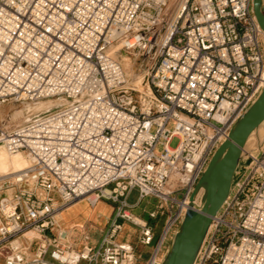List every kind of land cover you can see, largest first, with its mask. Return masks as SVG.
Returning a JSON list of instances; mask_svg holds the SVG:
<instances>
[{
	"label": "built area",
	"instance_id": "obj_1",
	"mask_svg": "<svg viewBox=\"0 0 264 264\" xmlns=\"http://www.w3.org/2000/svg\"><path fill=\"white\" fill-rule=\"evenodd\" d=\"M252 1L0 0V107L25 114L0 118V145L26 160L0 173L2 264H136L125 225L151 246L144 264H160L209 158L264 86ZM47 100L59 103L29 106ZM246 160L194 264H264V141ZM132 192L163 217L154 244ZM81 200L112 205L97 240L60 222Z\"/></svg>",
	"mask_w": 264,
	"mask_h": 264
},
{
	"label": "water",
	"instance_id": "obj_2",
	"mask_svg": "<svg viewBox=\"0 0 264 264\" xmlns=\"http://www.w3.org/2000/svg\"><path fill=\"white\" fill-rule=\"evenodd\" d=\"M255 19L264 37V15L260 0L252 1ZM264 123V86L231 125L225 139L209 158L190 195L184 214L172 232L160 264H194L212 217L219 210L233 185L234 173L250 135ZM202 189L200 204L194 199Z\"/></svg>",
	"mask_w": 264,
	"mask_h": 264
},
{
	"label": "crops",
	"instance_id": "obj_3",
	"mask_svg": "<svg viewBox=\"0 0 264 264\" xmlns=\"http://www.w3.org/2000/svg\"><path fill=\"white\" fill-rule=\"evenodd\" d=\"M129 198L130 196L128 197V201H129ZM129 202L131 204H134L135 200L129 201ZM155 202L156 201L154 198H144L138 203H135V205L131 208V212L133 213V215H136L139 218L147 220L151 224L153 219H149L148 211L153 208L154 206L153 204ZM111 212H112V205L110 202L100 200L95 205H90L85 200L78 201L62 211V213L60 214V222L64 226L71 228L72 232L75 229L78 230L80 227H85L87 231L89 230L90 227H93V228L96 227L97 231L101 234V230L106 226L108 219L110 218ZM161 218L162 219H161L160 225L155 224V228H152L153 229L152 244L155 243V241L160 235L161 225L163 223V217L161 216ZM130 230L134 232L133 234H135V232L137 233V229L134 226L132 225L124 226V232L126 231L128 232ZM122 235H121V238L123 240L130 241L135 245V251H136V256H137L136 264H142L147 258L150 252L151 246H141L136 243V237L133 238L134 240H132L129 237L122 236ZM92 239L95 240V238L93 237ZM0 264H2L1 257H0Z\"/></svg>",
	"mask_w": 264,
	"mask_h": 264
},
{
	"label": "rangeland",
	"instance_id": "obj_4",
	"mask_svg": "<svg viewBox=\"0 0 264 264\" xmlns=\"http://www.w3.org/2000/svg\"><path fill=\"white\" fill-rule=\"evenodd\" d=\"M121 58H122V61H121L122 66L124 67L126 73L128 75L132 76V74L136 71V63L133 62L132 57H129V59H126L125 54L121 55ZM58 103H59L58 100H47V101H39L35 104H30L29 106L33 111L40 112V111H44V110L49 109V108H54L55 105H57ZM23 108H24V105H23ZM24 116H25L24 110L22 109V105L19 103H5L4 105H2L0 107V118H2L4 126L9 127V126L15 124L16 122H19L20 120H22L24 118ZM171 127H172V125L169 124L168 128H171ZM263 141H264V123L262 125H260V127L257 130H255L250 135V137L248 138L247 145H246L245 150L243 151V154H242L243 159L239 162L240 166H244L247 163L246 159H247L248 155L251 153H255L256 152L255 147L257 146V144L259 142L262 143ZM177 142H178L177 138H172L170 141V146L174 147L177 144ZM3 149L6 150L4 147H3ZM6 152H4V155H5L6 159L7 158L9 159V160L7 159V164H8V169H7L8 171L7 172L13 171L14 168H12L13 163L11 162V159L15 155L16 156H19V155L16 153H9L7 150H6ZM19 157L21 159H23L21 156H19ZM201 195H202V190L198 191V193H197V202H196L197 205L200 204ZM133 200H136V193L135 192H132L130 195V198H129V201H133ZM81 201H84V200H81ZM98 201H100V200H98ZM155 204L156 203H154L153 205L155 206ZM161 219H162L161 216H159L157 219L152 220V223H151L152 228H155V224L160 225ZM88 231L91 234V236L93 238H95V240H97L99 238L100 233L97 231L96 227H94V228L90 227ZM133 233L134 232H132V230H130L128 232L123 231L122 232L123 235L122 234L121 235L129 237L130 239L134 240L133 238H135L137 236V233L136 232H135V234H133ZM77 234H78V230L75 229L72 232V239H75ZM170 236H171V233L167 236L164 243L162 244V249H161V253H160L161 255L164 253V251L166 249V246H167V243L169 241ZM142 264H144V262Z\"/></svg>",
	"mask_w": 264,
	"mask_h": 264
},
{
	"label": "bare ground",
	"instance_id": "obj_5",
	"mask_svg": "<svg viewBox=\"0 0 264 264\" xmlns=\"http://www.w3.org/2000/svg\"><path fill=\"white\" fill-rule=\"evenodd\" d=\"M247 142H248V140L246 141L243 150H245ZM260 145H261V142H259L255 148L258 149ZM3 147H4L3 145H0V173H6L8 171L7 170L8 169V164H7L8 158L6 159V157L4 155V152H6V150H4ZM16 154L21 156L23 159H21L19 156H16V155L11 159V162L13 163L12 168H14V170H17L26 164V160L24 159V157L20 153H16ZM200 190H202V189H200Z\"/></svg>",
	"mask_w": 264,
	"mask_h": 264
}]
</instances>
